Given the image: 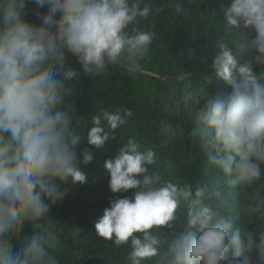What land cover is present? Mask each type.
I'll use <instances>...</instances> for the list:
<instances>
[{"label": "clouds", "instance_id": "1", "mask_svg": "<svg viewBox=\"0 0 264 264\" xmlns=\"http://www.w3.org/2000/svg\"><path fill=\"white\" fill-rule=\"evenodd\" d=\"M216 14L230 38L174 107L189 112L187 136L230 187L252 188L264 179V0H227ZM154 15L152 0H0V264H61L51 209L89 182L94 150L134 117L120 105L82 121L73 98L85 77L145 73ZM181 55L192 61L195 49ZM184 131L162 121L160 141ZM103 168L113 196L92 230L124 249L125 264H264V213L257 228L240 225L207 184L166 178L142 137L120 135Z\"/></svg>", "mask_w": 264, "mask_h": 264}, {"label": "trees", "instance_id": "2", "mask_svg": "<svg viewBox=\"0 0 264 264\" xmlns=\"http://www.w3.org/2000/svg\"><path fill=\"white\" fill-rule=\"evenodd\" d=\"M152 3L155 15L151 17V23L155 25L158 37L145 73L134 79L117 68L105 79L83 78L73 98L77 113L82 121H87L100 108L131 107L134 117L120 133L122 138L131 134L142 137L158 151L159 167L166 178L181 186L185 182L207 184L218 194L217 203L226 213L240 211L243 219L236 221L255 229L264 213V179L252 188L230 187L187 136L191 127L189 112L174 107L177 93L182 94L188 85L195 89L203 83L202 77L208 71L215 42L230 38L216 14V9L227 0H152ZM177 5L183 9L179 14L175 12ZM185 49H195V59L188 61L182 56ZM201 57L207 59L202 61ZM207 87L212 90V85ZM213 87L225 86L217 81ZM162 121L183 127L184 135L162 144L159 137ZM120 135L107 142L104 148L94 150L93 162L83 167L89 182L72 188L64 201L51 209L55 251L61 264H125L124 249L96 237L92 230L95 220L109 206L108 198L113 196L107 186L103 161L119 147ZM131 194L130 190L116 195ZM31 231L32 226L25 225L24 233Z\"/></svg>", "mask_w": 264, "mask_h": 264}]
</instances>
